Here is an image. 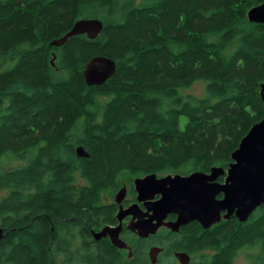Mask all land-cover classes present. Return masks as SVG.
I'll use <instances>...</instances> for the list:
<instances>
[{"label":"trees","instance_id":"obj_1","mask_svg":"<svg viewBox=\"0 0 264 264\" xmlns=\"http://www.w3.org/2000/svg\"><path fill=\"white\" fill-rule=\"evenodd\" d=\"M136 1L0 0V60L13 61L0 70V264H117L93 235L116 222L105 194L123 177L227 168L263 119L264 25L247 13L264 0ZM81 18L103 20L97 38L50 45ZM97 55L117 70L88 85ZM198 80L207 97L180 93ZM192 230L197 247L220 249L213 264L241 246L264 264V203L246 221Z\"/></svg>","mask_w":264,"mask_h":264},{"label":"water","instance_id":"obj_2","mask_svg":"<svg viewBox=\"0 0 264 264\" xmlns=\"http://www.w3.org/2000/svg\"><path fill=\"white\" fill-rule=\"evenodd\" d=\"M252 23L264 25V2L253 6L247 13ZM104 28L100 18H81L63 36L50 42L51 46H62L75 35L85 34L90 39L99 36ZM117 70L116 61L105 55L94 56L83 70L88 85H102L111 78ZM260 96L264 101V82L261 84ZM78 156L87 157L84 147L77 148ZM232 162L227 169L223 166H213L209 172L195 170L188 175L169 173L158 176L150 173L136 177L134 186L137 200L145 202L148 212H144L138 203L123 208L122 201L127 196V186L124 185L116 194V202L120 204L118 218L133 215L129 228L140 236L155 233L165 223L169 213L178 214V219L172 224L173 229L191 221L200 222L205 228L221 222L222 211H227L224 218L235 214L240 221H246L251 214L264 203V117L254 124L242 138L239 146L231 155ZM225 175L223 183L217 182L219 176ZM223 198H218L219 194ZM159 195L155 202H147ZM149 218H145V216ZM120 228L105 226L101 231L94 232L96 239L110 235L113 242L125 246L117 233ZM114 233V234H113ZM4 237V228L0 226V241ZM260 264V263H255Z\"/></svg>","mask_w":264,"mask_h":264},{"label":"flooded vegetation","instance_id":"obj_3","mask_svg":"<svg viewBox=\"0 0 264 264\" xmlns=\"http://www.w3.org/2000/svg\"><path fill=\"white\" fill-rule=\"evenodd\" d=\"M191 172L184 174L188 175ZM216 181L223 183L225 181V175L219 176ZM131 189L134 190L136 194L135 197L132 196ZM131 189L127 190V196L121 203V205H123V208L126 209L134 203H138V205L143 209L144 212H148V208L145 206V202H139L137 200V192L135 186L133 185ZM129 192L130 195H128ZM223 197L224 195L222 193L218 195V198ZM159 198L160 196L156 195L154 199L147 202H155ZM103 201L106 204L117 205L116 222L106 226H111L115 229L120 228L118 232L114 231L115 234H113L117 236L118 233L119 238L123 242H125L126 245L123 247L117 246L113 242V239L110 235L101 237L100 239H96L95 237L94 238L96 241L104 239L115 248L114 251L119 257V261L117 264H213L215 256L219 254L218 250L220 249L209 245L197 247L193 241L191 242V234H193V230L191 232L190 230L192 228V225L196 224V226L200 230V233H202L208 230H213L216 226L225 221L238 219L235 214H232L228 219L224 218V215L227 213V211H222L221 222L214 224L209 228H205L198 221H191L187 224L181 225L178 229H173L172 224L177 221L178 214L169 213L167 218L165 219V223L160 226L157 232L149 233L147 236L143 237L129 228V224L133 219V215H126L122 220L118 218L120 204L116 202V199L112 202L105 200ZM145 218H149V216L147 215L145 216ZM102 229L98 230L97 232L101 231ZM243 249V246L235 249L236 254L232 260V264H236L237 255ZM61 259L63 258L61 257ZM253 261V264L260 263L259 261H257L256 257Z\"/></svg>","mask_w":264,"mask_h":264},{"label":"rangeland","instance_id":"obj_4","mask_svg":"<svg viewBox=\"0 0 264 264\" xmlns=\"http://www.w3.org/2000/svg\"><path fill=\"white\" fill-rule=\"evenodd\" d=\"M142 2V0H137L136 3L140 4ZM13 63L11 58H6V59H1L0 60V70L5 69L6 67H8L9 65H11ZM206 86H207V81L205 80H198L196 82H194L191 86L183 88L180 90V93L184 96V97H188L189 95H194L197 97H207V92H206ZM107 98H102V100H106ZM4 165L7 168L10 167H18V166H23L27 163V159L26 160H12L9 158H4L3 161ZM169 173L175 174V172H162V173H158V176H165ZM136 177L132 178V181L129 180L128 177H123L120 180V185L121 188L126 185L127 189H131L134 185V179ZM120 188V189H121ZM9 193V189L8 188H3L0 189V200L5 197L7 194ZM128 195H130V192L128 193ZM116 197V193L114 195H110V194H105L103 196V200L105 201H109L112 202L115 200ZM131 197V196H129ZM80 243L79 240L75 241V245H78ZM257 252L258 250H256L254 247H245L243 250H241L239 252V254L237 255V260H236V264H253L254 263V258L257 256ZM59 264H63L62 260L59 261Z\"/></svg>","mask_w":264,"mask_h":264}]
</instances>
